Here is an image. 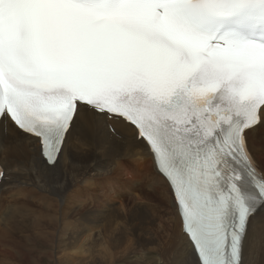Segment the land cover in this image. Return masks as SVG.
I'll return each mask as SVG.
<instances>
[{
    "label": "snow or ice",
    "instance_id": "snow-or-ice-1",
    "mask_svg": "<svg viewBox=\"0 0 264 264\" xmlns=\"http://www.w3.org/2000/svg\"><path fill=\"white\" fill-rule=\"evenodd\" d=\"M85 124L150 154L183 264H248L264 217V0H0V144L57 175ZM25 166L0 163V187Z\"/></svg>",
    "mask_w": 264,
    "mask_h": 264
},
{
    "label": "bare ground",
    "instance_id": "bare-ground-1",
    "mask_svg": "<svg viewBox=\"0 0 264 264\" xmlns=\"http://www.w3.org/2000/svg\"><path fill=\"white\" fill-rule=\"evenodd\" d=\"M253 135L258 155H264V128ZM125 136L128 138L124 140L97 139L96 128L85 124L84 134L73 141L70 157H66L59 173L51 176L29 171L30 165L17 146L0 144V163L23 161L26 166L21 175L27 177L22 184L0 187V264H41L43 258L53 264H73L74 259L77 264H183L186 251L170 189L157 173L150 154L137 147L129 134ZM142 172L152 179L137 185ZM115 177L124 183L115 184ZM106 181H111L114 192L105 189ZM53 190L59 195H53ZM101 196L105 198L103 205L91 207L83 224L80 215L73 214L74 209L87 208L85 203L90 205ZM130 196L128 207L123 203ZM21 201L37 206L28 207ZM96 225L104 232V240L98 253L92 254L96 243L90 240ZM41 243L48 246L46 253L41 252ZM29 245L41 254L36 255L31 248L27 254ZM261 260L264 217L253 225L248 264H262Z\"/></svg>",
    "mask_w": 264,
    "mask_h": 264
},
{
    "label": "rangeland",
    "instance_id": "rangeland-1",
    "mask_svg": "<svg viewBox=\"0 0 264 264\" xmlns=\"http://www.w3.org/2000/svg\"><path fill=\"white\" fill-rule=\"evenodd\" d=\"M256 137V136H255ZM260 155H262L261 153H260ZM117 163L119 164V161H117ZM120 168H122L121 166H120V164L118 165ZM132 166V163L130 164V166H129V168ZM123 169V168H122ZM124 170H126V169H124ZM151 176H149L147 173H145V172H142V174H141V177L138 179V181H136V184L138 185V184H140L141 182H143V181H151ZM112 181H114L115 182V184H117L118 182H123L124 183V181L121 179V178H119V177H115V178H113V180ZM111 181H106V184H107V186H105V189H109L110 191H112V192H114V187H113V184H111L110 183ZM124 188V187H123ZM105 194H107V193H105ZM125 195H127L126 193H125ZM107 196H108V194H107ZM161 196V195H160ZM162 197V196H161ZM131 198H132V196H130V197H128L127 198V201L125 202V203H123V204H125V205H127L128 207H130V200H131ZM115 198L114 197H112V199L111 200H114ZM133 200H135V201H138V199L137 198H135V197H133ZM104 201H105V198H104V196H101V199H99V200H96L95 202H93V201H90V205H89V203H85V204H87L88 205V207L87 208H85V207H79V206H76V208L74 209V212H73V214L77 217L78 215H80V221L84 224V216L87 214V212L88 211H92V209H91V207H96V206H102L103 205V203H104ZM121 202H124V200L122 199L121 200ZM21 203H24V204H26V206H28V207H36L37 206V204H34V203H32V202H22L21 201ZM116 205H118V204H116ZM116 205H114L113 207L115 208L116 207ZM54 212H52L51 214H53ZM71 213L72 212H70V215H71ZM72 217V216H71ZM60 223L62 224V226L63 227H65V225L63 224V222L62 221H60ZM56 227V226H55ZM55 227H54V229L53 230H55ZM48 229L50 230V231H52V228H50L49 226H48ZM95 231L93 232V234H92V237H91V242L90 243H96V247L95 248H93L92 250H91V252H92V254H95V253H98V247L103 243V240H104V232H101V230L99 229V226L98 225H96L95 226ZM97 231V232H96ZM82 232V235H83V231H81ZM54 236H55V238H56V240H58V237H57V232H55L54 233ZM35 239H39L38 237H37V235H35ZM24 240V239H23ZM39 241H41L40 239H39ZM37 242V241H36ZM75 244H79V243H75ZM47 245H43V243H41L40 244V246H39V248H40V250H41V252H44V253H46V251L45 250H48L47 249ZM75 247H77V245L75 246ZM33 249L34 250V248H33V246L32 245H29V247L27 248V254H29V249ZM74 250V249H73ZM34 252H35V254L36 255H40L41 253H37L35 250H34ZM18 259V258H17ZM40 260L42 259V258H39ZM262 261V264H264L263 262H264V260H261ZM41 264H53V262L52 261H50V259H47V258H43L42 260H41ZM73 264H77V259H74L73 260Z\"/></svg>",
    "mask_w": 264,
    "mask_h": 264
}]
</instances>
